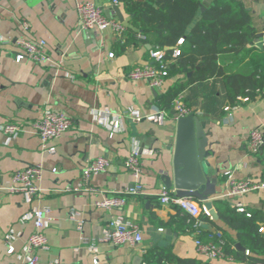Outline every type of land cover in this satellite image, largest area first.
<instances>
[{
	"label": "crops",
	"instance_id": "crops-1",
	"mask_svg": "<svg viewBox=\"0 0 264 264\" xmlns=\"http://www.w3.org/2000/svg\"><path fill=\"white\" fill-rule=\"evenodd\" d=\"M82 1H93L105 16L120 21L125 27L123 34L119 36L111 28L83 30L76 12V3ZM211 1L202 0V4L206 6ZM241 1L249 9L257 32H263L264 48V0ZM130 18L120 0H0V39L7 41L0 42V127L11 122L20 128L18 135L9 140L0 128V182L5 183L10 173L27 165L43 166L37 181L39 194L31 203L24 202L19 194L0 190V264H21L7 252L3 236L8 229L22 232L12 243L15 252L21 250L34 227L31 221L20 223L18 219L31 207L51 209V223L45 229L48 247L38 250V264H143V252L155 243L171 246L180 257L206 259L198 253L192 231H181L169 223L177 215L175 205L159 200L164 176L170 178V189H175L174 108L165 111L161 124L135 121L127 114L130 107L140 108L144 114L163 110L158 99L179 77L168 76L159 88L127 77L131 66L152 61L147 44L139 40L125 42ZM22 36L45 39L51 62H16L15 40ZM110 52L113 56H109ZM180 97L197 112L208 134L212 151L207 158L209 173L217 178L216 192L210 196L212 202L222 198L234 205L259 208L264 217V190L224 197L229 178L264 177V145L259 153H253L247 142L252 128L260 127L264 132V89L254 99L232 105L227 102L222 80L211 78L190 84ZM227 105L230 111L224 110ZM45 108L62 111L71 120L70 128L46 146L32 126ZM105 110L106 123L100 124L96 116L105 114ZM115 120L119 127L111 134L109 126ZM51 146L55 148L53 152L48 151ZM135 152L142 167L139 176L123 166V161ZM98 156L110 159L107 170L94 174L86 190L64 191L68 183L81 180L83 167ZM136 183H140L143 193L125 194V189ZM108 194L124 195L125 205L115 210L97 207L95 201ZM114 213L137 222L142 241L115 246L97 242L96 250L90 249L88 244L109 227ZM214 221L231 232L220 219ZM210 227L209 231L215 230L211 224ZM95 256L98 260L93 263ZM211 262L250 264L231 257Z\"/></svg>",
	"mask_w": 264,
	"mask_h": 264
},
{
	"label": "trees",
	"instance_id": "trees-1",
	"mask_svg": "<svg viewBox=\"0 0 264 264\" xmlns=\"http://www.w3.org/2000/svg\"><path fill=\"white\" fill-rule=\"evenodd\" d=\"M130 15L127 39L150 44V50H162L169 61L168 76H179L159 97L161 108L171 112L174 99L187 86L211 78L222 80L227 102L238 96L254 99L264 89V48L255 45L257 29L249 9L241 0H212L203 10L202 0H120ZM200 10V14L198 12ZM138 34L143 37H138ZM183 38L181 44L178 40ZM166 47H170L165 49ZM173 47L180 53L172 56ZM149 50V51H150ZM192 72L188 77L187 73ZM219 219L227 229L200 213L192 216L179 206L170 224L191 232L195 220L208 222L215 230H201V240H216L219 232L224 239L223 252L238 262L264 264V225L262 209L243 207L226 199L212 202ZM245 246L249 253L235 248ZM143 264H215L208 259L177 256L171 246L152 244L142 255Z\"/></svg>",
	"mask_w": 264,
	"mask_h": 264
},
{
	"label": "built area",
	"instance_id": "built-area-1",
	"mask_svg": "<svg viewBox=\"0 0 264 264\" xmlns=\"http://www.w3.org/2000/svg\"><path fill=\"white\" fill-rule=\"evenodd\" d=\"M118 0H114L117 3ZM76 12L79 18L80 26L83 30L89 31H102L107 28H111L115 33L121 36L125 30L124 25L111 17L105 16L103 10L93 1H82L76 3ZM23 27L26 28L27 24L24 22ZM138 37H143L138 34ZM183 38H180L177 44H181ZM0 42L5 43L6 40L0 39ZM15 44L18 47V51L14 55L16 62L22 59H29L36 63H50L51 59L47 51V41L43 38L36 40L22 36L15 40ZM172 56H176L180 53L178 47H173ZM152 61L140 65H133L127 72V77L133 80H145L153 88H159L163 85L165 79L168 77V63L165 59L162 50H151L150 52ZM109 56H113V52L109 53ZM60 63H57L58 67ZM65 75L72 78L71 73L65 72ZM250 98L247 96H238L236 101L232 105H236L239 102H247ZM174 117L175 120L181 116H186L192 111L182 100L180 96L174 99ZM225 111H230L231 106L224 107ZM107 110L105 114L96 116V121L100 124L106 123ZM135 121L142 119L152 123L161 124L165 119V111L158 110L151 113L144 114L140 108L130 107L127 111ZM197 114V112L195 113ZM35 132L40 137L42 144L47 145L51 139L59 137L62 133L68 130L71 126V120L62 111L54 110L51 108L43 109L42 115L39 119L32 124ZM119 127L118 120H115L110 124L109 129L112 134ZM1 130L6 134L9 140L12 137L18 135L20 128L15 123H5L1 125ZM248 147L251 152L259 153L262 145H264V132L260 127L252 128L248 134ZM54 147H48V151L53 152ZM111 161L108 157L98 156L90 160L82 169L81 180L75 184L68 183L64 187V191H81L88 188L91 177L96 173H101L107 170ZM123 166L132 172L133 175L139 176L142 172L141 162L137 153L129 155L124 161ZM53 171L56 168H52ZM43 172V166L41 164L27 165L22 169L16 170L9 174V177L5 183L0 182V190H4L7 193H15L22 196L24 202L31 203L32 200L39 194V187L37 181L41 178ZM228 190L224 194V197L232 198L241 196L249 192L264 190V177L253 180L251 178H229ZM125 194L141 195L143 189L140 183H136L134 186L125 189ZM159 200L164 204H172L179 206L182 210L186 211L192 216H198L200 213H204L211 218L209 210L199 204L195 199L187 196H179L175 189H170L163 186L159 193ZM126 203L124 195L108 194L104 195L102 199L95 201L97 207L106 210L120 209ZM240 211L243 210L242 205H237ZM51 209L49 207H31L24 212L18 219L20 223L31 221L33 223V231L28 235L25 243L21 247L19 252H15L13 247V241L21 236L22 232L14 229H8L3 236V240L7 246V252L14 254L16 259L21 264H38V250L46 249L48 247V238L45 234V229L51 223ZM201 221L195 220L192 224V233L195 237V247L199 254L203 255L206 259L212 260L220 257H225L223 252L224 239L218 232L216 234V240L202 241L200 239ZM259 232L264 233V225H260ZM142 241V230L139 224L135 221L125 220L119 213H114L111 216L109 227H107L103 234L90 241L89 248L96 250V243L102 242L110 245H123V244H137ZM245 253L248 254L249 250L245 249ZM97 257L93 258V263L97 262ZM55 263H58L56 260Z\"/></svg>",
	"mask_w": 264,
	"mask_h": 264
},
{
	"label": "water",
	"instance_id": "water-1",
	"mask_svg": "<svg viewBox=\"0 0 264 264\" xmlns=\"http://www.w3.org/2000/svg\"><path fill=\"white\" fill-rule=\"evenodd\" d=\"M204 4L200 9L203 10ZM117 17L122 21L123 17L117 5L113 6ZM263 32H257L254 43L262 48ZM151 48L150 44H147ZM170 48L166 47L165 49ZM192 72H188L189 77ZM208 134L204 131L202 120L195 114L190 113L176 119V143L173 159V186L179 196L195 198L209 210L212 219L218 220L219 216L213 208L211 195L216 192L217 178L209 173L210 164L208 157L212 151L207 138ZM165 187H171L168 176H164ZM201 227L210 230L209 223H201ZM235 248L245 251V248L236 243ZM140 260V259H139Z\"/></svg>",
	"mask_w": 264,
	"mask_h": 264
}]
</instances>
